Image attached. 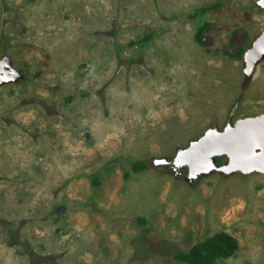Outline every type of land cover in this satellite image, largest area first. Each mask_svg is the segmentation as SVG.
Segmentation results:
<instances>
[{
	"label": "rangeland",
	"instance_id": "rangeland-1",
	"mask_svg": "<svg viewBox=\"0 0 264 264\" xmlns=\"http://www.w3.org/2000/svg\"><path fill=\"white\" fill-rule=\"evenodd\" d=\"M259 2L0 0V264H189L221 232L215 264H264V173L166 163L264 113Z\"/></svg>",
	"mask_w": 264,
	"mask_h": 264
},
{
	"label": "water",
	"instance_id": "water-1",
	"mask_svg": "<svg viewBox=\"0 0 264 264\" xmlns=\"http://www.w3.org/2000/svg\"><path fill=\"white\" fill-rule=\"evenodd\" d=\"M259 4L264 8V0ZM247 77H252L257 66L264 61V32L245 52ZM23 77L12 67L9 57L0 60V85ZM226 157V163H219ZM176 168L188 167L189 176L197 178L204 174L222 172L264 173V113L255 117L239 119L223 130L212 126L198 140L192 141L186 149L180 150L173 159L166 160Z\"/></svg>",
	"mask_w": 264,
	"mask_h": 264
},
{
	"label": "trees",
	"instance_id": "trees-1",
	"mask_svg": "<svg viewBox=\"0 0 264 264\" xmlns=\"http://www.w3.org/2000/svg\"><path fill=\"white\" fill-rule=\"evenodd\" d=\"M205 27H201L197 34V41L201 45H206L204 41ZM240 51V55L244 54ZM224 159L221 157L219 163L222 164ZM150 164L145 160H138L134 163L133 169L137 172L148 169ZM239 249L238 240L228 233L221 232L214 237L197 244L189 252H178L175 255L176 260L189 264H215L219 258H229L237 253Z\"/></svg>",
	"mask_w": 264,
	"mask_h": 264
}]
</instances>
